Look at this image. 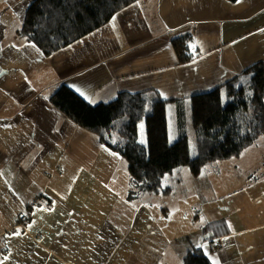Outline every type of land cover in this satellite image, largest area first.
Listing matches in <instances>:
<instances>
[{"label":"crops","instance_id":"crops-1","mask_svg":"<svg viewBox=\"0 0 264 264\" xmlns=\"http://www.w3.org/2000/svg\"><path fill=\"white\" fill-rule=\"evenodd\" d=\"M31 2L0 0V264H182L191 245L211 264H264V136L207 163V188L176 169L164 183L183 187V209L161 218L155 195H129L125 160L48 99L62 84L91 104L154 91L188 112L190 96L264 64V0H137L49 55L17 33ZM206 191L220 198L197 211Z\"/></svg>","mask_w":264,"mask_h":264},{"label":"trees","instance_id":"trees-1","mask_svg":"<svg viewBox=\"0 0 264 264\" xmlns=\"http://www.w3.org/2000/svg\"><path fill=\"white\" fill-rule=\"evenodd\" d=\"M137 0H32L17 33L49 55L105 24ZM235 1V0H231ZM190 35L172 39L178 60L193 57ZM49 101L126 162L131 190L166 193L165 180L179 167L193 176L211 161L239 155L264 136V64L257 62L215 89L190 96L191 131L182 100H164L154 91L119 92L109 102L91 104L62 84ZM177 104V105H176ZM173 129L169 132L170 106ZM144 122V137L139 124ZM193 136V139L190 136ZM192 140V141H191ZM215 241V240H214ZM182 264H211L203 248L191 245Z\"/></svg>","mask_w":264,"mask_h":264},{"label":"rangeland","instance_id":"rangeland-1","mask_svg":"<svg viewBox=\"0 0 264 264\" xmlns=\"http://www.w3.org/2000/svg\"><path fill=\"white\" fill-rule=\"evenodd\" d=\"M188 108H190V107H188ZM187 116H188V120H187V122L185 121V124H187V130L190 132V130H191V123H188V121L190 120V112H189V110H188V115ZM173 127H174V122H172V119H170V115H169V130H170V137H171V139H174L175 138V132L173 130ZM139 131H140V133H139L140 134V137L142 135L144 137V122H141L139 124ZM204 166L205 167H203L204 169L202 170L203 172H202V174L198 178H199V182L202 183V185H204L205 188H207V183H208V179H207L208 178L207 177V175H208L207 174V172H208V165H204ZM179 168H182V169H185L186 168L187 169V167H179ZM171 178H172V180H174L177 183H179V179H181L179 176L177 177V175H174ZM164 185H167V186L171 187V189L176 190V186H174L173 184L165 183ZM182 190H183V187L182 186L181 187H177V190L175 192V196L174 197L167 196L163 192H161V193L159 192V193L153 194V195H155L154 197H156V200L159 201L158 204H160V206H155V203H149V201H152V200H148L147 203L149 204V206L151 208H154V210H155V208H158V212H156V214L158 215V217L164 218V215H163L164 213L162 212V209H161V207H163V206L166 207V208H168V210L169 209L170 210H176V212L174 213V215H175L181 208L183 209V207H181V205L174 203L175 201H178L179 202V200L184 199L182 197H179V195H185V192H184L185 190H183V191ZM206 192L207 193H200V195L195 198L198 201V203H197L198 210L197 211L202 210V208L205 206L203 208V211L205 212V210L207 208V204L209 202H211V201L218 202V200L220 198V194L219 193L216 194V197H213L212 192L211 193L208 192V191H206ZM185 198H187V197H185ZM187 202H188L187 203L188 206L192 204V201H191L190 198L187 200ZM204 202H206V203L204 204Z\"/></svg>","mask_w":264,"mask_h":264},{"label":"built area","instance_id":"built-area-1","mask_svg":"<svg viewBox=\"0 0 264 264\" xmlns=\"http://www.w3.org/2000/svg\"><path fill=\"white\" fill-rule=\"evenodd\" d=\"M221 247H222V244H221L220 240L212 241L208 245L209 250H219Z\"/></svg>","mask_w":264,"mask_h":264},{"label":"snow or ice","instance_id":"snow-or-ice-1","mask_svg":"<svg viewBox=\"0 0 264 264\" xmlns=\"http://www.w3.org/2000/svg\"><path fill=\"white\" fill-rule=\"evenodd\" d=\"M18 234V233H17ZM5 259H7V257H5Z\"/></svg>","mask_w":264,"mask_h":264}]
</instances>
